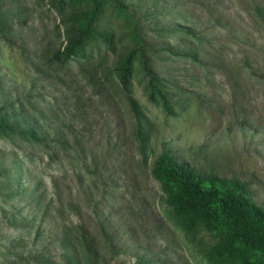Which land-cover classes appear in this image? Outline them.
I'll list each match as a JSON object with an SVG mask.
<instances>
[{
  "label": "rangeland",
  "instance_id": "374dc122",
  "mask_svg": "<svg viewBox=\"0 0 264 264\" xmlns=\"http://www.w3.org/2000/svg\"><path fill=\"white\" fill-rule=\"evenodd\" d=\"M121 2L97 22L113 49L56 59L67 34L47 0H0V107L20 106L43 136L0 137V264H85L83 241L95 264H226L165 204L150 172L164 150L264 206V0ZM131 48L125 91L113 67ZM143 63L171 114L148 101Z\"/></svg>",
  "mask_w": 264,
  "mask_h": 264
},
{
  "label": "trees",
  "instance_id": "16d2710c",
  "mask_svg": "<svg viewBox=\"0 0 264 264\" xmlns=\"http://www.w3.org/2000/svg\"><path fill=\"white\" fill-rule=\"evenodd\" d=\"M106 0H47L48 5L61 16L66 28L67 43L53 55L56 59L78 55L92 42L114 48L111 31L100 30L97 22ZM126 9L121 0H111ZM5 18L0 15V33ZM176 30V29H173ZM138 57L136 48L119 53L113 71L118 85L127 90ZM150 81L146 86L149 102L159 104L171 114L167 99L152 72L143 63ZM0 107V137L41 142L43 136L25 118L19 106ZM151 176L159 183L165 204L175 219L188 233L204 231L214 243L205 256L209 261L226 264H249L253 255L264 254V206L258 205L246 185L236 178H221L213 173L199 172L185 162H179L170 152H160L151 167ZM85 264H95L94 250L83 241ZM68 264H79L76 255L67 258Z\"/></svg>",
  "mask_w": 264,
  "mask_h": 264
}]
</instances>
